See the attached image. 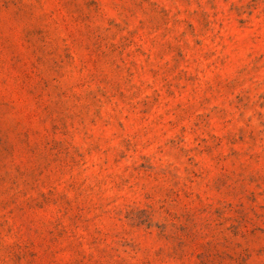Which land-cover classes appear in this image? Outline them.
Masks as SVG:
<instances>
[{"label":"rangeland","instance_id":"rangeland-1","mask_svg":"<svg viewBox=\"0 0 264 264\" xmlns=\"http://www.w3.org/2000/svg\"><path fill=\"white\" fill-rule=\"evenodd\" d=\"M0 264H264V0H0Z\"/></svg>","mask_w":264,"mask_h":264}]
</instances>
